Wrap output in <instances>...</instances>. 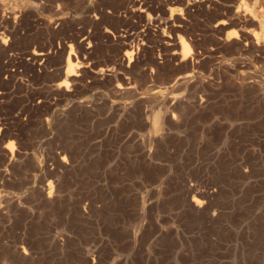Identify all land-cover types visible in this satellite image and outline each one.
<instances>
[{"label": "rangeland", "instance_id": "374dc122", "mask_svg": "<svg viewBox=\"0 0 264 264\" xmlns=\"http://www.w3.org/2000/svg\"><path fill=\"white\" fill-rule=\"evenodd\" d=\"M51 1L0 0V15L15 9L19 15L13 12L8 23L0 19V68L6 66L9 75L0 71V264H264V70L251 53L235 51L234 40L222 41L229 30H236L238 39L243 30L249 37L264 19L248 25L241 20L238 28L215 34L210 28L224 11L221 0L214 7L197 4L191 15L181 0L169 6L167 0H146L159 16L160 31L176 45L156 38L159 24L153 23L138 65L127 73L116 70L110 81L89 80L97 63L108 64L119 44L144 34V25L125 17L114 0ZM99 10L106 13L101 20L95 19ZM102 25L116 27L122 41L101 38ZM88 34L96 52L77 46ZM181 42L192 45L185 55ZM41 50L48 54L44 64L29 59V52ZM69 52L87 75L80 76L79 85H69L72 95L62 89V96L55 86ZM122 77L135 92L114 93ZM239 79L252 81L261 96L238 91ZM212 92L221 94L209 112L224 120L203 130L189 120L185 132L174 134L175 125L163 117H194L195 102ZM63 157L68 170L62 168ZM41 188L50 194L56 189L55 200L46 201ZM203 191L212 193L209 199L202 198ZM193 195L203 201L195 211Z\"/></svg>", "mask_w": 264, "mask_h": 264}, {"label": "bare ground", "instance_id": "6f19581e", "mask_svg": "<svg viewBox=\"0 0 264 264\" xmlns=\"http://www.w3.org/2000/svg\"><path fill=\"white\" fill-rule=\"evenodd\" d=\"M53 1V0H52ZM51 1V2H52ZM98 1H100V0H98ZM111 1V0H110ZM114 1H116V5L118 6V7H120L119 9H124L125 10V17H128V18H130V20L131 19H137V20H139L141 23H143V25H144V34H142V35H137V38H134L133 39V41L131 42V44H128L127 45V43L129 42V41H131V40H128V42L126 43V45H124L122 42V44H119L118 46H117V49H116V51L114 52V54L112 55V57L110 58V60H109V63L108 64H106V65H103V66H100V65H98V63H97V66H99V67H95V69H94V67H92L94 70L92 71V72H90V73H88V75L90 74L91 76L88 78V76H86L85 78H88L89 80H91V78H93L94 80H101V81H110V79L113 77V75L115 74V72H116V70H120V71H122V72H124V73H127V72H129V70L131 69L132 70V68L134 67V66H136V65H138V63L140 62V57H139V54L143 51V53H144V45H145V40L147 39V37H149L150 35V31H151V26H152V24L153 23H158L159 24V26L157 27V29L158 30H155V35L157 36L156 38H158L160 41H166L167 40V42H168V44L169 45H171V46H174V45H176V41H174L173 39H167L166 38V36L164 35V33L162 32V31H160L161 29H160V27H161V25H160V23L158 22V17L159 16H157L154 12H152L153 10H151V8L153 9L154 7H150L149 6V4H148V2L146 1V0H114ZM150 1V0H149ZM172 1H174V0H167L166 1V3H165V5H168V3L169 4H171V2ZM176 1V0H175ZM190 1V2H189ZM220 0H200V2L198 1V0H186V2H184V0H181V2L183 3L182 4V6L184 7V9H185V11L186 12H188V14H190L189 13V11L192 9V8H195L196 6H197V4H200L199 6H201L202 4H204V6L205 5H207V6H212V7H214L216 4H217V2H219ZM56 2V1H55ZM62 2V1H61ZM66 2V1H65ZM96 2V1H95ZM103 2V1H102ZM155 2V1H154ZM162 2V1H161ZM179 2V1H178ZM221 2H224V11H222V14H220V18H219V20H217L212 26H211V31H213V32H215V34L217 33V31H219V34H220V30H222V29H227V28H232V26H236V25H239V23H240V21L242 20L243 21V23H245V22H247V25H248V22H250V21H255L257 18H262V19H264V0H244V3H241V0H221ZM69 3H70V1H69ZM175 3V2H174ZM202 3V4H201ZM3 4H4V2H3ZM105 4V3H104ZM107 4H109V3H107ZM111 4V3H110ZM113 4V3H112ZM115 4H113V5H115ZM61 5V4H60ZM90 5V4H89ZM92 5H94V4H92ZM101 5H102V3H101ZM106 5V4H105ZM115 5V6H116ZM164 4H161V6L164 8V6H165ZM179 5V4H178ZM68 6H70V5H68ZM87 6V5H86ZM104 6V5H103ZM108 6V5H107ZM112 6V5H111ZM152 6V5H151ZM160 5H158V7H159ZM169 6V5H168ZM221 6V5H220ZM258 6H260V9H258L257 7ZM2 7V6H1ZM13 7V6H12ZM16 7V6H15ZM97 7V6H96ZM105 7V6H104ZM113 7V6H112ZM118 7H116L117 9H118ZM180 7V6H179ZM212 7H211V12H212ZM65 8V7H64ZM91 8V7H90ZM94 8V7H93ZM110 8V7H109ZM161 8V7H160ZM200 8V7H199ZM204 8V7H203ZM202 8V9H203ZM222 8V7H221ZM62 9V8H61ZM103 9V8H102ZM114 9V8H113ZM165 9V8H164ZM239 9V10H238ZM11 10H14L13 8H11ZM16 10V9H15ZM14 10V11H15ZM81 10H83V9H81ZM95 10H96V8H95ZM98 10V9H97ZM105 10V9H104ZM160 10V9H159ZM180 10V9H179ZM208 10V9H207ZM223 10V9H222ZM13 11V12H14ZM58 11V10H57ZM111 11H112V9H111ZM110 11V12H111ZM165 11V10H164ZM163 11V12H164ZM167 11V10H166ZM209 11V10H208ZM213 11H214V9H213ZM0 12H1V10H0ZM13 12H7L6 11V13H2L1 15H0V19H1V21H3L2 23H8L9 22V20L11 19V16H14L15 14L13 13ZM86 12H88V15L90 16V14H91V12H92V9H89V10H87ZM113 12V11H112ZM116 12V11H115ZM161 12V11H160ZM162 12V13H163ZM186 12H184V13H186ZM191 12V11H190ZM195 12H197V11H195ZM194 12V13H195ZM204 12H205V10H204ZM207 12V11H206ZM220 12V11H219ZM218 12V13H219ZM61 13H62V11H61ZM161 13V14H162ZM182 13V12H181ZM208 13V12H207ZM217 13V14H218ZM23 14V12L21 13V15ZM112 14V13H111ZM160 14V13H159ZM213 14H215V13H213ZM17 15V14H16ZM26 15V14H25ZM28 16L30 15V14H27ZM108 15V14H107ZM178 15H179V13H178ZM185 15V14H184ZM191 15V14H190ZM197 15V14H196ZM208 15V14H207ZM212 15V14H211ZM17 16H19V15H17ZM31 16V15H30ZM97 17H95V19H98V16L100 17V20H101V18L102 17H104V16H106V13H104V11L103 10H99L98 12H97V15H96ZM110 16V15H109ZM109 16H107V18L109 17ZM162 16V15H161ZM180 16V15H179ZM186 16H187V14H186ZM203 16V15H202ZM230 16H234L235 17V19L234 20H230L229 18H233V17H230ZM121 17V16H120ZM164 17H165V15H164ZM174 17V16H173ZM199 17V16H198ZM208 17V16H207ZM21 18V17H20ZM70 18V17H69ZM76 18V17H75ZM85 18V17H84ZM88 18V17H87ZM94 18V17H93ZM122 18V17H121ZM169 18V17H168ZM175 18H177V17H175ZM174 18V19H175ZM191 18V17H190ZM209 18V17H208ZM24 19V18H23ZM26 19H27V17H26ZM72 19V18H71ZM77 19V18H76ZM94 19V20H95ZM126 19V18H125ZM181 19V18H180ZM179 19V20H180ZM259 19V20H260ZM19 20V19H18ZM21 20V19H20ZM33 20V19H32ZM57 20V19H56ZM60 20V19H59ZM107 20V19H106ZM127 20V19H126ZM160 20V19H159ZM183 20V19H182ZM186 20V19H185ZM216 20V19H215ZM13 21V20H12ZM25 21V20H24ZM23 21V22H24ZM61 21V20H60ZM87 21V20H86ZM121 21V20H120ZM119 21V22H120ZM127 21H129V20H127ZM139 21H137V24H138V22ZM166 21V20H165ZM167 21H169V20H167ZM164 22L163 21V19H162V22H164V25H167L168 26V28L171 30V31H175L176 30V28H175V24H173V25H170V24H172V23H168V22ZM176 21V20H175ZM178 21V20H177ZM176 21V22H177ZM211 21H209V22H211ZM241 21V22H242ZM15 22H17V20L15 21ZM43 22H44V20H43ZM64 22V21H63ZM98 22V21H97ZM170 22V21H169ZM175 22V23H176ZM182 22V21H181ZM180 22V23H181ZM185 22H187V21H185ZM193 22V21H192ZM262 22V21H261ZM18 23V22H17ZM17 23H15V24H17ZM19 23H21V22H19ZM41 23V22H40ZM49 23L51 24V22H50V20H49ZM90 23V22H89ZM100 23V22H99ZM98 23V24H99ZM106 23V22H105ZM124 23V22H123ZM122 23V24H123ZM178 23V22H177ZM201 23V22H200ZM255 23V22H254ZM254 23H252L251 22V24L253 25ZM258 23V22H257ZM58 24V23H57ZM69 24V23H68ZM125 24V23H124ZM127 24V23H126ZM128 24H130V23H128ZM183 24H185V23H183ZM182 24V25H183ZM212 24V23H211ZM10 25V24H9ZM8 25V26H9ZM24 26L26 25L25 23L23 24ZM42 25V24H41ZM47 24H45L44 26H46ZM60 25V24H59ZM63 25V24H62ZM94 25V24H93ZM111 25V24H110ZM132 25V24H131ZM134 25V24H133ZM163 25V24H162ZM179 25H181V24H179ZM242 25H244V24H242ZM251 25V27H253ZM257 25V24H256ZM5 26V25H4ZM23 26V27H24ZM49 26V25H48ZM65 26H66V24H65ZM72 26V25H71ZM76 26V25H75ZM105 26V25H104ZM104 26L102 25L101 27H103V29H101L100 30V32H99V30H98V32H99V34L101 35V38L103 37V38H105L106 40H107V42H111V43H113V42H116L117 40H119V42L118 43H120V41H122V40H120V38H122L121 37V34H120V32L118 31V29L115 27V28H110V30L109 29H104ZM112 26V25H111ZM122 26H125V25H122ZM155 26V25H154ZM153 26V27H154ZM186 26V25H185ZM208 26H209V24H208ZM258 26V25H257ZM260 26V25H259ZM258 26V27H259ZM6 27V26H5ZM16 27L17 26H14V28L16 29ZM26 27H27V25H26ZM42 27V26H41ZM52 27H54V25L52 26ZM58 27V26H57ZM56 27V28H57ZM63 27V26H62ZM67 27V26H66ZM87 27V26H86ZM100 27V28H101ZM106 27V26H105ZM121 27V26H120ZM164 27V26H163ZM180 27V26H179ZM182 27V26H181ZM189 27V26H188ZM197 27V26H196ZM237 27V26H236ZM243 27V26H242ZM244 27H245V25H244ZM246 27H248V28H250V25L249 26H246ZM256 28V31H258V29L259 28ZM10 28V27H9ZM21 28H22V25H21ZM63 28H65V27H63ZM68 29L67 30H70L69 29V27H67ZM71 28H73V27H71ZM99 28V29H100ZM108 28V27H107ZM138 28V27H137ZM162 28V27H161ZM238 28V27H237ZM236 28V29H237ZM7 29V28H6ZM23 29V28H22ZM48 29H49V27H48ZM66 29V28H65ZM97 29V28H96ZM154 29H156V28H154ZM177 29H179V28H177ZM184 29H187V28H185L184 27ZM183 29V30H184ZM194 29V28H193ZM209 29V30H210ZM241 29V28H240ZM246 29V28H245ZM12 30H14V29H12ZM19 31V30H21V29H16V31ZM25 30H27V29H25ZM24 30V31H25ZM60 30H62L63 31V29H61L60 28ZM75 30V29H74ZM135 30V29H134ZM169 30V31H170ZM191 30V29H190ZM23 31V30H22ZM48 31V30H47ZM96 31V30H95ZM185 31V30H184ZM183 31V32H184ZM189 31V30H188ZM240 31V30H239ZM244 31V30H243ZM243 31H240L239 33H240V35H238L239 37H241V39H238L237 38V31L236 30H229L227 33H226V35H225V37L222 39V41H228V42H230V41H232V40H234V41H232L233 42V44L235 45V46H237L236 48H234V45H233V48L235 49V51H238L239 53H251L252 54V56H253V62H255V64L258 66V67H260L261 69H263L264 70V22L261 24V26H260V31H258V32H252V30L250 31L251 33L249 34V37H247L246 35H245V33L243 32ZM5 32V31H4ZM10 32H11V30H10ZM13 32H15V30L13 31ZM31 32V31H30ZM72 32H73V30H72ZM122 32V31H121ZM182 32V31H181ZM6 33V32H5ZM17 33V32H16ZM21 33V32H20ZM65 33V32H64ZM74 33V32H73ZM91 33V32H90ZM123 33V32H122ZM127 33V32H126ZM208 33H210V32H208ZM7 34V33H6ZM10 34V33H9ZM13 34V33H12ZM12 34H10L11 36H13ZM76 34V33H75ZM83 34V33H82ZM86 34V33H85ZM95 34V33H94ZM125 34V33H124ZM214 34V33H213ZM225 34V33H224ZM9 35V36H10ZM78 35V34H77ZM96 35V34H95ZM123 35V34H122ZM126 35V34H125ZM128 35V34H127ZM192 35V34H191ZM222 35V34H221ZM7 36H8V34H7ZM58 36V35H57ZM63 36V35H62ZM82 36V35H81ZM128 36H130V35H128ZM188 36V35H187ZM219 36V35H218ZM217 36V37H218ZM2 37V36H1ZM0 37V38H1ZM80 37V36H79ZM131 37V36H130ZM129 37V38H130ZM168 37V36H167ZM172 37V36H171ZM220 37V36H219ZM4 38H6V36L4 37ZM7 38H9V37H7ZM7 38H6V40H7ZM15 38H17V37H15ZM65 38V37H64ZM72 38V37H71ZM75 38V37H74ZM127 38V37H126ZM129 38H127V39H129ZM132 38V37H131ZM139 38V39H138ZM173 38V37H172ZM222 38V37H221ZM125 38H123V40H124ZM126 39V40H127ZM182 39V38H181ZM2 40H3V38H2ZM5 40V39H4ZM12 40V39H11ZM25 40V39H24ZM66 40V39H65ZM75 40V39H74ZM77 40H78V38H77ZM91 40H93V39H91V36L88 34V35H86V37H84L82 40H81V43H80V45L78 44L77 46H80L83 50V52L85 53H89L91 50L93 51L94 49V43H93V41H91ZM95 41L97 40V39H94ZM150 40V39H149ZM194 40H195V38H194ZM13 41V40H12ZM68 41V40H67ZM101 41H102V39H101ZM245 42L244 44H242V42ZM11 42V41H10ZM51 42V41H50ZM104 42V41H103ZM106 42V41H105ZM146 42H148V41H146ZM151 42V41H150ZM166 42V43H167ZM196 42H198V41H196ZM206 42V41H205ZM231 42V43H232ZM188 43H190V42H188ZM200 43V42H199ZM1 44L3 45V47L4 46H6V43L5 42H1ZM10 44V43H9ZM8 44V45H9ZM52 44V43H51ZM69 44H70V42H69ZM68 44V45H69ZM73 44H75V43H72V45ZM77 44V43H76ZM97 44V43H96ZM147 44V43H146ZM155 44V43H154ZM116 45V44H115ZM148 45V44H147ZM150 45V44H149ZM177 45H178V43H177ZM179 45H181V47L185 50V51H183L184 52V54L183 55H185V52H186V50H188V45H191V44H188V45H186L184 42H181V44H179ZM206 45V44H205ZM211 45H212V40H211ZM213 45H216V44H213ZM55 46H56V44H55ZM65 46H67V45H65ZM192 46V45H191ZM197 46V45H196ZM217 46H218V44H217ZM8 47V46H7ZM9 47H10V45H9ZM69 47V46H68ZM74 47V46H73ZM116 47V46H115ZM145 47H147V46H145ZM161 47V46H160ZM177 47V46H176ZM193 47H194V41H193ZM202 47V46H201ZM213 47V46H212ZM54 48V47H53ZM58 48V47H57ZM67 48V47H66ZM65 48V49H66ZM110 48V47H109ZM192 48V47H191ZM226 48V47H225ZM7 49V48H6ZM45 49H46V47H45ZM148 49V48H147ZM147 49H145V51L147 50ZM164 49V48H163ZM168 49H170V48H168ZM195 47L192 49V51L194 50L195 51ZM197 49H198V47H197ZM222 49V48H221ZM230 49V48H229ZM228 49V50H229ZM2 50H3V48H2ZM34 50V49H33ZM33 50H31V51H33ZM36 50H39V49H36ZM43 50V49H42ZM37 51V52H29V54H28V57H29V59L31 60V61H33V62H36V61H40V62H42L43 64H44V62L45 61H47V58H48V54L47 53H44V51ZM62 50V49H61ZM79 50V49H78ZM182 50V49H181ZM223 50V49H222ZM224 50H227V49H224ZM227 50V51H228ZM231 50V49H230ZM30 51V50H29ZM63 51V50H62ZM72 51V50H71ZM81 51V50H80ZM95 51V50H94ZM150 51V50H149ZM152 51V50H151ZM197 51V50H196ZM201 51V50H200ZM204 51V50H203ZM203 51H201L202 53H203ZM206 51V50H205ZM204 51V52H205ZM211 51V50H210ZM210 51H208L209 53H210ZM214 51V50H213ZM232 52H233V50H231ZM54 52H55V48H54ZM56 52H59V51H56ZM61 52V51H60ZM66 52V51H65ZM96 52V51H95ZM166 52L168 53V51H167V49H166ZM179 52V51H178ZM215 52V51H214ZM225 52V51H224ZM223 52V53H224ZM92 53V52H91ZM90 53V54H91ZM191 53V51H189V54ZM195 53V52H194ZM197 53V52H196ZM195 53V54H196ZM208 53V54H209ZM228 53H231L230 51L228 52ZM52 54V53H51ZM59 54V53H58ZM109 54V53H108ZM188 54V55H189ZM200 54V53H199ZM204 54V53H203ZM207 54V53H206ZM211 54V58H212V55H213V53H210ZM64 55V54H63ZM84 55H86V54H84ZM191 55H194L193 53L191 54ZM225 55H227V54H225ZM236 55H238V54H236ZM51 56V55H50ZM60 56V55H59ZM75 56V55H74ZM93 56V55H92ZM143 56V55H142ZM145 56V55H144ZM187 56V55H186ZM200 56V55H199ZM199 56L198 55H195L194 56V58H199ZM204 56H205V54H204ZM230 56H232V55H230ZM240 56V55H239ZM246 56V55H245ZM27 57V58H28ZM53 57V56H52ZM96 57V56H95ZM188 57V56H187ZM190 57V56H189ZM201 57V56H200ZM242 57V56H241ZM247 57V56H246ZM2 58V57H1ZM56 58V57H55ZM60 58V57H59ZM78 58V57H77ZM89 58V57H88ZM93 58V57H92ZM100 58H102V57H100ZM144 58V57H143ZM162 58V57H161ZM166 58V57H165ZM168 58H170V57H168ZM173 59L175 58V57H172ZM234 58V57H233ZM243 58H244V56H243ZM49 59H50V57H49ZM78 59H80V58H78ZM95 59V58H94ZM176 59V58H175ZM178 59V58H177ZM176 59V60H177ZM181 59V58H180ZM191 59H193V58H191ZM207 59V58H206ZM248 59H249V57H248ZM61 60V59H60ZM65 60V66L63 67V68H60L58 71H59V74L57 75L58 76V78L59 79H61V80H59V83L55 86V91L57 90V93H61V90L62 91H65V92H68L69 93V91H71V90H69V85H74L75 86V84L77 83L78 85H79V78H80V76L81 75H87L86 74V72H87V70H86V68L84 67V66H82V65H80V63L76 60V58H74L72 55H71V52H69L68 54H67V56H66V58L64 59ZM175 60V61H176ZM183 59H181V61H182ZM195 60V59H194ZM237 60V59H236ZM239 60H241L242 62H240V64L242 65V66H244V65H246V66H248V64L247 63H244L243 62V60L240 58ZM8 61V60H7ZM10 61V60H9ZM17 61V60H16ZM29 61V60H28ZM30 61V62H31ZM49 61V60H48ZM80 61H82V60H80ZM85 62L86 61H88V60H84ZM169 61V60H168ZM188 61V60H187ZM190 61V60H189ZM197 61H199V60H197ZM201 61H203V60H201ZM231 61V60H230ZM229 61V62H230ZM248 61V60H247ZM63 62V61H62ZM61 62V63H62ZM83 62V61H82ZM167 62V61H166ZM170 62V61H169ZM177 62V61H176ZM184 62V61H183ZM186 62V61H185ZM194 62V61H193ZM208 62V61H207ZM207 62H205V63H207ZM232 62H234V61H232ZM246 62V61H245ZM58 63V62H57ZM84 63V62H83ZM87 63V62H86ZM143 63V62H142ZM179 63V62H178ZM188 63V62H187ZM186 63V64H187ZM195 63V62H194ZM201 63H203V62H201ZM204 63V64H205ZM37 64V63H36ZM50 64V63H49ZM59 64V63H58ZM95 64H96V62H95ZM94 64V65H95ZM171 63H169V65H170ZM180 64V63H179ZM182 64V63H181ZM197 64V63H196ZM195 64V65H196ZM85 65V64H84ZM157 65V64H156ZM185 65V64H184ZM199 65V64H198ZM202 65V64H201ZM207 65V64H206ZM254 65V64H253ZM34 66L36 67V65H35V63H34ZM142 66V65H141ZM165 66V65H164ZM172 66V65H171ZM187 66H188V64H187ZM203 66H205V65H203ZM216 66V65H215ZM9 67V66H8ZM20 67V66H19ZM44 67V66H43ZM56 67V66H55ZM90 67H91V65H90ZM168 67V66H167ZM186 67V66H185ZM196 66H193V68H195ZM248 67H250V66H248ZM256 67V66H255ZM5 68H6V66H5ZM4 67H2V68H0V71H1V73H4V74H7L8 75V70H6ZM45 68V67H44ZM141 68V67H140ZM143 68V67H142ZM165 68V67H164ZM173 68V67H172ZM176 68H178V67H176ZM183 68V67H182ZM188 68V67H187ZM196 68H198V67H196ZM202 68V66L200 67V68H198V69H201ZM204 68V67H203ZM205 68H206V66H205ZM204 68V69H205ZM16 69V68H15ZM48 69V68H47ZM184 69H186V68H184ZM192 69V68H191ZM36 70V69H35ZM178 70V69H177ZM193 70V69H192ZM248 70V69H247ZM17 71V70H16ZM142 71V70H141ZM206 71V70H205ZM36 72V71H35ZM201 72H203L202 70H201ZM264 72V71H263ZM43 73V72H42ZM193 73H194V71H193ZM45 74V73H44ZM195 74V73H194ZM1 76H2V74H0ZM11 75V74H10ZM35 75V74H34ZM56 75V74H55ZM83 75V76H84ZM199 75H201V73L199 74ZM37 76V75H36ZM52 76V75H51ZM56 76V77H57ZM152 76V75H151ZM8 77H9V75H8ZM41 77V76H40ZM56 77H54V78H56ZM118 78H119V76H118ZM52 79V78H51ZM1 80L2 79H0V82H1ZM93 80V81H94ZM121 80H123L122 82V84H120V85H116L115 87H114V89H113V91H114V93H116V94H129V93H133V92H135V85L134 84H132L127 78H121ZM120 80V81H121ZM4 81V80H3ZM11 81V80H10ZM58 81V80H57ZM61 81V82H60ZM92 81V82H93ZM100 81V82H101ZM237 81V80H236ZM96 82H99V81H96ZM2 83V82H1ZM225 83L227 84V81H225ZM80 84H82V83H80ZM83 84H86V83H84L83 82ZM83 84H82V86H83ZM237 84H238V87H239V90L238 91H240L241 93H243V94H247V93H254V95L256 94L257 96H258V98L261 96L259 93H256L255 92V89H254V83L252 82V81H248L247 79H239V81H237ZM87 85V84H86ZM89 85V84H88ZM91 85V84H90ZM225 85V84H224ZM261 85V84H260ZM81 86V85H80ZM81 86V87H82ZM85 86V85H84ZM254 86V87H253ZM264 86V85H263ZM262 86V87H263ZM231 87V86H230ZM53 88V87H52ZM52 88H51V91H52ZM71 88V87H70ZM74 88V87H73ZM72 88V89H73ZM237 88V87H236ZM258 88V87H257ZM75 89V88H74ZM77 89H79V88H77ZM82 89H84L83 87H82ZM79 91H81L82 92V90H80L79 89ZM223 91V90H222ZM259 91V90H258ZM39 92V91H38ZM65 92H62V93H65ZM74 93H75V91H73ZM137 92V91H136ZM228 92H230V90L228 91ZM260 92L262 93V90H260ZM52 93V92H51ZM56 93V94H57ZM59 93V94H60ZM77 93V92H76ZM218 93H219V96H220V92H216V94L217 95H215V93L213 94V92H212V94L210 93V94H208V96H205V97H201V98H199V100L197 101V102H195V108L197 109V111H196V115L194 116V117H192V118H189V115H186V116H188L187 118H184V115H183V117H182V114H180V116H177V115H175V114H173V115H171V116H166V117H163L164 118V121L165 122H171V123H173V125H175V127H174V130H176V131H173V133L175 134H179V130H182V131H184V129H182V128H185V126H187V123L189 124V120H192L195 124H197V125H199L200 126V129L201 130H203L204 128H207L208 127V125L211 123V121H213V120H215V119H219V120H224V118H221L220 116H218V114L216 115V114H213V113H211L212 111H210L209 112V109L210 110H212L211 108V106H213V104L214 105H216L217 103H215L216 101L218 102V100H215L216 98L218 99L219 98V96H218ZM37 94V93H36ZM53 94H54V92H53ZM69 94H71L72 95V93H69ZM42 95V94H41ZM60 95H62L63 96V94H60ZM65 95V94H64ZM253 95V96H254ZM31 96V95H30ZM38 96V95H37ZM57 96V95H56ZM61 96V97H62ZM225 96V95H224ZM246 96H248V94L246 95ZM67 97H68V95H67ZM73 97V96H72ZM246 98V97H245ZM262 98H264V97H262ZM35 99H36V97H35ZM42 99V98H41ZM39 100V99H38ZM263 100V99H262ZM264 101V100H263ZM34 102V101H33ZM33 102H32V104H33ZM191 103V102H190ZM254 103V102H253ZM40 104V103H39ZM139 104V103H138ZM219 104V103H218ZM245 104V103H244ZM243 105V104H242ZM246 105V104H245ZM30 106V105H29ZM185 106H187V105H185ZM218 106V105H217ZM216 106V107H217ZM234 106V105H233ZM236 106V105H235ZM31 107V106H30ZM38 107H41V105H37V106H34L33 105V108L34 109H38ZM32 108V107H31ZM32 108V109H33ZM186 108V107H185ZM26 109H27V107H26ZM29 109V108H28ZM123 109H127L125 106H124V108ZM187 109V108H186ZM182 110V109H181ZM184 110V109H183ZM214 110V109H213ZM216 110V109H215ZM33 111V110H32ZM40 111V110H39ZM38 111V112H39ZM27 112V111H26ZM34 112V111H33ZM221 113H223V112H221ZM195 114V113H194ZM220 114V113H219ZM185 116V117H186ZM193 116V115H192ZM15 119V118H14ZM159 119V117H157L155 120H154V123H156L157 122V120ZM217 119V120H218ZM19 123V122H18ZM5 124V123H4ZM165 124H167V123H165ZM191 124V123H190ZM1 126H2V124H1ZM0 126V132H1V129L3 128V127H1ZM11 127V126H10ZM19 128V127H18ZM7 130H8V128H7ZM18 130V129H17ZM186 130V129H185ZM211 131H213L214 132V129H210ZM3 131V130H2ZM5 131V130H4ZM169 132V131H168ZM185 132V131H184ZM183 132V133H184ZM5 133V132H4ZM4 133H2V134H4ZM4 135H6V134H4ZM12 135V134H11ZM9 136V135H8ZM6 137V136H5ZM1 138V137H0ZM9 138V137H8ZM15 138V137H14ZM11 139V138H10ZM1 140H2V138H1ZM5 140V139H4ZM19 143V142H18ZM12 144V143H11ZM8 146H10L9 144H8ZM12 147V146H11ZM6 149V148H5ZM2 151H4V150H2ZM1 151V152H2ZM9 150L7 149V152H8ZM11 151V150H10ZM9 151V152H10ZM8 152V153H9ZM7 153V154H8ZM10 153H12V152H10ZM13 154V153H12ZM10 155V154H9ZM6 156V155H5ZM17 156V155H16ZM15 156V157H16ZM61 156V155H60ZM9 157V156H8ZM12 157V156H11ZM14 157V156H13ZM18 157V156H17ZM4 158V157H3ZM66 159V158H65ZM65 159H64V157L61 159L62 160V168H64L65 170H68L69 169V166L67 165V163H66V161H65ZM5 160V159H4ZM15 161V160H14ZM13 162V161H12ZM11 162V163H12ZM6 164H8V163H6ZM13 167V166H12ZM10 174V173H9ZM7 177V176H6ZM5 179V178H4ZM58 184V183H57ZM55 186H56V184H55ZM45 187V186H44ZM52 186H50V183H47V185H46V188L48 189V190H50V188H51ZM46 188H41V193H45V195H44V197H45V199H46V201H48L49 203H51V202H53L54 200H55V198H56V193H57V190L56 189H54L55 190V193L53 192L52 194H50L51 192H45V191H47L46 190ZM189 190L191 191V192H193V189L191 188V187H189ZM204 192V191H203ZM202 192V198L205 200H207V198L209 199V197L212 195V193L211 192H204L203 193ZM201 194V193H200ZM43 195V194H42ZM198 197H200V199H201V196H199L198 195ZM42 199V198H41ZM199 198H197V197H195V195H193L192 196V198H191V200H190V203L193 205V206H195V208H193L194 209V211H195V209L196 208H200L201 206H202V202L203 201H201ZM191 205V206H192ZM202 208V207H201ZM204 208H205V206H203V209L202 210H204ZM200 210V209H199ZM199 210H196V211H199ZM199 212H202L201 210L199 211ZM215 214L213 213L212 214V216H214ZM27 250V249H26ZM26 253V252H25ZM23 256H26V255H23ZM28 256V255H27ZM26 256V257H27Z\"/></svg>", "mask_w": 264, "mask_h": 264}, {"label": "snow or ice", "instance_id": "6c2138e0", "mask_svg": "<svg viewBox=\"0 0 264 264\" xmlns=\"http://www.w3.org/2000/svg\"><path fill=\"white\" fill-rule=\"evenodd\" d=\"M241 3H244V0H241ZM239 10V9H238Z\"/></svg>", "mask_w": 264, "mask_h": 264}]
</instances>
